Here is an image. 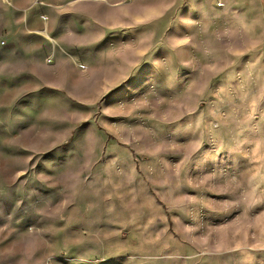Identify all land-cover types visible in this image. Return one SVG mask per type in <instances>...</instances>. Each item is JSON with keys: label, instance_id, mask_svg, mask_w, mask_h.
<instances>
[{"label": "rangeland", "instance_id": "obj_1", "mask_svg": "<svg viewBox=\"0 0 264 264\" xmlns=\"http://www.w3.org/2000/svg\"><path fill=\"white\" fill-rule=\"evenodd\" d=\"M184 2L0 57V264H264V0Z\"/></svg>", "mask_w": 264, "mask_h": 264}, {"label": "crops", "instance_id": "obj_2", "mask_svg": "<svg viewBox=\"0 0 264 264\" xmlns=\"http://www.w3.org/2000/svg\"><path fill=\"white\" fill-rule=\"evenodd\" d=\"M12 4L16 14L0 13L3 32L10 35L9 43L13 42L0 48V57L10 55L12 59L17 55L39 58L45 52L57 58V44L61 46L64 40L76 36L87 38L96 31L107 35L101 40L108 35L117 41L155 39L151 35H156L157 26L165 32L166 24L173 23L174 12L186 6L184 0H12ZM40 33L56 44L50 47ZM35 40L46 45L47 50L45 46L32 49ZM26 46L29 48L24 50Z\"/></svg>", "mask_w": 264, "mask_h": 264}]
</instances>
